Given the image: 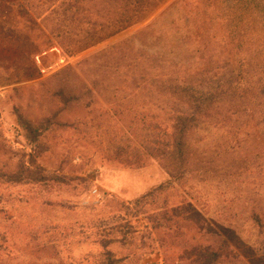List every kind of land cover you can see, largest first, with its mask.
I'll return each mask as SVG.
<instances>
[{
  "label": "trees",
  "instance_id": "1",
  "mask_svg": "<svg viewBox=\"0 0 264 264\" xmlns=\"http://www.w3.org/2000/svg\"><path fill=\"white\" fill-rule=\"evenodd\" d=\"M168 1L0 0V7L18 5L23 17L40 21L74 57L145 24ZM233 1L236 15L225 18L226 34L220 30L223 17L212 18L193 2L187 15L194 23L185 38L165 39L167 32L152 42L154 23L78 68L69 66L76 76L90 71L103 81L78 87L69 98L60 89L61 110L40 124L42 132L64 127L59 117L68 105L86 103L83 96L101 90L119 95L107 102L116 106L123 137L132 141L125 139L127 146L117 148L112 161L134 169L156 161L169 178L120 208L146 217L149 240L158 236L168 251L179 249L174 260L184 264H220L230 243L247 247L236 217L264 236V0ZM40 6L47 10L40 12ZM73 124L81 127L83 121ZM33 178L25 168L0 172V184H29ZM235 204L243 206L240 214H234ZM28 239L25 251L36 240ZM10 240L0 238V255ZM260 248L256 264H264V244ZM101 258L99 264H122L128 257L107 251Z\"/></svg>",
  "mask_w": 264,
  "mask_h": 264
},
{
  "label": "rangeland",
  "instance_id": "2",
  "mask_svg": "<svg viewBox=\"0 0 264 264\" xmlns=\"http://www.w3.org/2000/svg\"><path fill=\"white\" fill-rule=\"evenodd\" d=\"M192 3L212 13V18L223 17L220 30L226 34L229 28L225 18L236 15L233 0H169L150 21L74 57L58 45L40 21L35 24L23 17L18 5L0 7V172L16 173L25 168L43 181L38 183L33 178L29 184H0V238L13 237L3 248L0 260L4 261L0 264H99L107 251L117 258L128 257L122 264H184L174 260L179 259L175 255L179 249L168 251L158 236L149 240V231L144 228L146 217L128 216L120 208L169 178L156 161L142 169L112 161L117 148L127 146L125 139L132 141L129 135L123 137L122 124L113 115L116 106L107 102L118 100L119 95L101 90V94L83 96L86 103L68 105L59 117L64 127L42 132L40 124L61 110L60 89L64 88L69 98L78 87L103 81L90 71L76 76L67 72L69 66L78 68L108 46L154 23L149 32L152 42L159 43L167 32L165 39L181 40V34L185 38L194 23L187 15ZM39 8L40 12L47 10ZM218 43H222L221 38ZM52 48L60 53L49 52ZM45 52L49 53L38 64L36 57ZM62 58L64 64L60 63ZM89 102L93 105L86 109ZM78 119L83 121L81 127L73 124ZM233 209L234 214H240L243 206L235 204ZM235 220L247 247L240 249L230 243L220 264H256L264 236L241 217ZM5 225L10 231H5ZM25 233L36 239L30 241L34 250L25 251L23 240H31Z\"/></svg>",
  "mask_w": 264,
  "mask_h": 264
},
{
  "label": "built area",
  "instance_id": "3",
  "mask_svg": "<svg viewBox=\"0 0 264 264\" xmlns=\"http://www.w3.org/2000/svg\"><path fill=\"white\" fill-rule=\"evenodd\" d=\"M49 52H57V53H60V50H59L58 48H52ZM49 52H45V53H43L42 55L36 57V61L38 62V64L40 63V59H41L43 56H46ZM65 61H66V60H65L64 58H62V59L60 60V63H61V64H64ZM42 72H46V70H43ZM0 73H1V71H0ZM94 193L96 194L97 191H95Z\"/></svg>",
  "mask_w": 264,
  "mask_h": 264
}]
</instances>
